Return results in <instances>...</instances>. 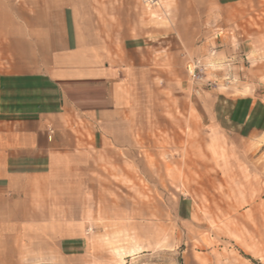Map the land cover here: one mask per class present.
Listing matches in <instances>:
<instances>
[{
    "label": "crops",
    "instance_id": "1",
    "mask_svg": "<svg viewBox=\"0 0 264 264\" xmlns=\"http://www.w3.org/2000/svg\"><path fill=\"white\" fill-rule=\"evenodd\" d=\"M230 4L173 0L169 28L153 29L137 0H0V264H104L105 240L167 229L164 204L137 202L152 189L136 168L152 163L146 134L167 128L139 122L136 85L208 53L198 38ZM203 99L191 132L219 154L229 136L264 143L263 90Z\"/></svg>",
    "mask_w": 264,
    "mask_h": 264
},
{
    "label": "rangeland",
    "instance_id": "2",
    "mask_svg": "<svg viewBox=\"0 0 264 264\" xmlns=\"http://www.w3.org/2000/svg\"><path fill=\"white\" fill-rule=\"evenodd\" d=\"M234 1L215 8L206 36L198 38L208 53L174 56L166 68L139 77L137 106L146 113L139 122L167 129L146 134L152 163L136 168L152 189L137 202L164 204L167 229H146L145 240L122 234L105 240L104 264H264V143L229 136L219 154L202 127L192 134L189 117L193 109L202 114L211 91L233 97L264 91V0ZM172 2L143 8L153 29L169 28ZM165 41L174 48V38ZM196 60L201 68L194 78L188 65ZM176 126L183 127L181 150H175ZM164 178L167 191L159 188ZM180 204L183 212H177Z\"/></svg>",
    "mask_w": 264,
    "mask_h": 264
},
{
    "label": "built area",
    "instance_id": "3",
    "mask_svg": "<svg viewBox=\"0 0 264 264\" xmlns=\"http://www.w3.org/2000/svg\"><path fill=\"white\" fill-rule=\"evenodd\" d=\"M138 3L149 9H162L166 0H137ZM201 68V62L199 60L193 61L188 65L189 73L195 78V73Z\"/></svg>",
    "mask_w": 264,
    "mask_h": 264
}]
</instances>
